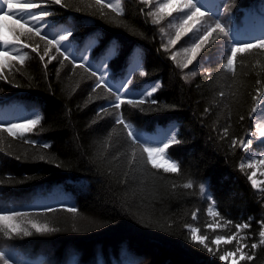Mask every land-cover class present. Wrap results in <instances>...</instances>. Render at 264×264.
I'll list each match as a JSON object with an SVG mask.
<instances>
[{
  "label": "trees",
  "instance_id": "trees-1",
  "mask_svg": "<svg viewBox=\"0 0 264 264\" xmlns=\"http://www.w3.org/2000/svg\"><path fill=\"white\" fill-rule=\"evenodd\" d=\"M103 2L119 4L123 14L102 8L95 0H65L68 8L51 6L55 14L48 20L49 35L71 29L75 54L94 58L93 67L107 61L109 83L114 86L136 68L125 99L139 97L158 82L160 87L151 99L159 104L146 103L142 108L124 104L114 112L109 107L114 98L103 89L93 93L94 78L83 69L54 60L45 70L31 48L23 49L28 53L24 64L13 61L4 70L11 82L0 80V122L22 123L38 112L39 131L26 136L50 147H33L6 132L0 134V208L28 212V219L57 231L31 229V236L12 239L0 233V250L9 252L17 264H45L48 257L37 248L54 240L73 246L75 255L63 264H80L77 256L87 264H231L219 260L227 245H220L213 255L192 241L186 225L206 235L216 252L210 238L231 234L236 223L251 217V228L244 230V235L252 234L249 250L251 243L259 241L256 221L264 219V195L252 187L248 170L239 168L243 150L229 146L232 138L255 131L251 110L256 89L264 91V50L238 54L235 74L222 67L229 52L187 82L163 48L145 4L140 0ZM225 4L230 11H224ZM212 13L226 14L224 23L237 41L255 42L264 36V0H220ZM0 25L9 37L11 29H19L13 18H4ZM217 43L202 52L211 54ZM52 54L57 55L54 50ZM140 67L146 76L139 75ZM258 79L261 85L256 84ZM101 108L108 112L98 116ZM121 113L150 146L159 145L166 133L176 130L181 142L167 154L180 164L179 174L152 169L139 149L136 163L129 164L131 142L122 126L115 124ZM229 125V137L222 140L223 128ZM253 147L264 151L259 141ZM189 179L192 189L180 187ZM200 184L221 216L233 221L231 228L214 232L206 227L213 220L207 214L211 201L200 194ZM69 207L77 211L69 212ZM193 211H197L195 220ZM24 247L33 249L32 253L19 249ZM239 264H264V245L258 246L253 261Z\"/></svg>",
  "mask_w": 264,
  "mask_h": 264
},
{
  "label": "snow or ice",
  "instance_id": "snow-or-ice-1",
  "mask_svg": "<svg viewBox=\"0 0 264 264\" xmlns=\"http://www.w3.org/2000/svg\"><path fill=\"white\" fill-rule=\"evenodd\" d=\"M141 3L148 5L152 3V0H141ZM96 5H101L102 8L111 9L117 15H122V9L119 4L107 3L103 0H95ZM58 5L60 8H68L69 4L65 3V0H41V2H35V0H0V21L4 18H13L14 22L19 25V29H11L12 36H6L0 30V80L5 83L11 82L10 73H6L4 70L13 66V61H18L21 65L24 64L28 58V53L23 52V49L31 48V52L35 53L39 60L44 63L45 70H47L48 64L54 60H58L61 65L68 62L75 70L77 68L83 69L89 74L90 78H94V86L92 92L95 93L98 89H103L108 93L109 97L114 98L109 107L114 111H119L122 105L127 104L134 108H142L146 103L158 105L159 102L155 99H151L160 87L158 82L154 83L150 89H145L139 97L127 98L128 93L131 90V86L134 81L131 75H134L136 68L132 69L129 77H126L123 82L117 85L109 83L108 68L110 65L105 61L103 65H97L93 67L92 59L87 55L77 56L73 51L70 43V38L74 37V33L71 29H67L62 33L50 36L48 29V20L54 16V10L51 6ZM155 10L149 11L148 16L153 17V24H160L161 21L166 18H171L169 28H175V38L169 40V45H176L178 41L184 36H190V39L194 40L190 48H184V52L190 53L186 63L181 65L182 68H188L194 61L200 56L202 49L211 47L215 43H219L224 52H230L227 55V62L222 65L223 69L228 70L235 74L236 65L238 61V54H247L255 50H264V36L255 38V42L237 41L234 39L231 29L221 19H212L211 14L202 10L203 5L200 0H163L155 4ZM224 11H230V6L225 4ZM81 9L77 7L75 11L79 12ZM143 11V10H141ZM175 14V15H174ZM100 15L103 16L104 12L101 11ZM178 21V24L175 22ZM207 21H211L208 23ZM2 28V25H0ZM160 31L163 33L164 29ZM202 33V34H201ZM25 37L28 41L25 42L21 39ZM38 38V41L35 40ZM43 42V54H41V44ZM53 50L57 55H53ZM166 50L167 46H166ZM45 57L47 62L45 63ZM63 57V59H60ZM176 58V53H173L172 59ZM59 73V69L57 70ZM207 71V70H206ZM193 72L191 75H195ZM139 75L144 77L147 75L146 71L140 67ZM187 80V76L184 77ZM257 85H261L262 81L257 80ZM14 87H20L19 84H13ZM257 95L253 96V100L256 101L257 107L252 108V112L256 113L258 110L264 111V91L258 87L256 89ZM91 95V94H90ZM224 95L223 92L220 93ZM207 112L208 109H205ZM107 108H101L97 115L100 113H107ZM244 119L243 116L240 117ZM42 123V117L38 112H33L30 118H25L22 123H14L10 121L0 122V134L8 133L9 136L14 139H22L25 144H30L33 147H41L48 149L50 145L46 142L41 143L38 140L29 139L26 134L35 133L39 131L38 126ZM116 125H121L126 132L127 140L131 142L132 156L129 160V164L136 163L137 150H141V156L146 154V163L151 166L152 169L157 171L162 170L164 173L179 174L181 167L178 162L172 159L167 154V150L174 144H178L181 141L178 139V133L173 128L169 133H166L164 140L160 141L157 146H150L149 143L141 139V134L134 130L133 125L124 117L121 113L115 119ZM229 127L223 128L221 139L224 140L229 137ZM259 141L264 145V125L258 124L255 131L246 133L244 137L232 138L230 148H237L243 150L244 157L239 165L241 171L247 169H256L258 165L264 166V158L255 159V153L252 149L254 144ZM0 142H2V136H0ZM0 151L3 148L0 147ZM20 157H17L19 159ZM40 159H45L44 156H40ZM244 161H247L245 163ZM60 165L58 164L57 167ZM264 174V173H262ZM256 171L253 170L248 175V180L251 182L254 189H258L264 192V181H258L254 177ZM176 185H173L175 188ZM180 187L184 189H192L194 187L193 181L189 179L184 182ZM200 194L211 201L210 206L207 209V214L212 217V222L208 223L206 227L212 229L214 232L216 229L231 228L233 221L224 219L221 214L216 210L215 201L208 193L204 184L199 186ZM53 209H48L52 211ZM69 212L75 213L77 210L74 207L67 209ZM28 212L9 210L0 208V233L7 239H12L15 236L28 237L33 233L31 229H34L36 233H47L57 231L55 228H50L47 225L37 223L34 220L28 219ZM192 218H197V211L192 212ZM219 218V219H217ZM253 218H249L247 222L236 223L234 225L235 231L231 234H217L214 239L211 240L212 244L217 245V251L214 252L206 242L209 238L206 235H199L200 231L196 227L186 225L190 229L191 239L193 242H198L203 245L213 255L218 254L221 242L223 244H232L235 242L236 247L234 251H225L222 255H219L221 261H231V264H239V261H253L255 258V252L258 246L264 245V219L256 221L260 224V230L258 232L259 241L253 242L250 245L247 243L252 238V234L248 233L243 235L244 230L251 228ZM27 225V226H23ZM251 253V254H250ZM237 254H239L237 256ZM0 264H17L13 260L11 254L4 250H0Z\"/></svg>",
  "mask_w": 264,
  "mask_h": 264
},
{
  "label": "rangeland",
  "instance_id": "rangeland-1",
  "mask_svg": "<svg viewBox=\"0 0 264 264\" xmlns=\"http://www.w3.org/2000/svg\"><path fill=\"white\" fill-rule=\"evenodd\" d=\"M159 2H163V0H152V3L145 5L146 8L148 9V12L154 11L155 10V7H154L155 4L159 3ZM216 2H217V0H200V3L203 5L202 10L208 11L211 14L213 20L216 18H219L224 22V18L226 15L225 13H223L220 16H217L215 13H212L213 10H216L218 7V4H216ZM151 19L153 20V17H151ZM6 20H8V19H6ZM170 22H172L171 18H166L165 20L161 21L160 24H154V25L156 27L158 34H159L161 44H162L163 48L165 49V51L167 52V54L172 58L173 53H176V58L172 59V60L176 64L177 69H178L179 73L183 76V78L185 76L188 77L187 80L184 78L187 82L192 80L194 78V76L197 75L198 73L207 72L209 70V65L211 62L216 61L219 58L226 56L229 53V52H227V53L224 52V50L220 47V44L217 43L216 49L214 50V52H212L211 54H206V53H203L201 51L200 56L197 58L196 61L193 62L192 65H189L188 68H182L181 65L183 63H186L187 58L190 55V53L184 52V48H190L191 44L194 42V40L190 39V36H184L181 38L180 41L177 42L176 45H174V46L169 45V40L172 38H175V33H176L175 28H169ZM175 22L178 24V21H175ZM207 22L210 23L211 21H207ZM161 28L164 29L163 33L160 31ZM166 46H167L168 50H166ZM193 72L196 73L194 76L191 75V73H193ZM254 107H257L256 103H255ZM252 114H253V120L255 123V130H256V127L258 124L264 125V111L258 110L256 113L252 112ZM252 151H253V153L256 154L254 157L255 159L258 160L260 158H264V151L259 150L256 147H253ZM244 162L247 163V161H244ZM247 170H248V174H251V172L253 170H255L256 176L254 178L257 179L258 181H264V174H262V173H264V166L258 165L256 169H247ZM262 187H264V185H262ZM256 190L258 193L264 195V192H261L258 189H256ZM1 204H2V198H0V205ZM23 226H27V225H23ZM191 227H193V226L191 225ZM188 230L190 232L189 228H188ZM242 234L244 235V232ZM190 235H191V232H190ZM214 237L215 236H213V238L211 237L210 239H214ZM221 245H227V248L224 250V252L225 251H234L235 247H236L235 242H233L232 244H223V242H221ZM72 248H73V246H71L70 244H67V243L61 244L60 242L58 243V241L52 240L51 243L45 244V247L43 246L42 249L37 248V252L43 253L45 256L48 257V260L46 261L47 263H45V264H62L65 257L68 258L72 254L75 255V253L73 252L74 249H72ZM19 249H21L23 252H28V253H32V250H33L31 248H29V250H28V248H25V247L19 248ZM37 252H35V253H37ZM82 254H84V252H82ZM238 255L239 254H237V256ZM77 261L80 264H87L81 260L80 256H77ZM94 261H95V259L93 260V262Z\"/></svg>",
  "mask_w": 264,
  "mask_h": 264
},
{
  "label": "bare ground",
  "instance_id": "bare-ground-1",
  "mask_svg": "<svg viewBox=\"0 0 264 264\" xmlns=\"http://www.w3.org/2000/svg\"><path fill=\"white\" fill-rule=\"evenodd\" d=\"M220 0H217L216 4L219 3ZM64 255V254H63ZM67 259V257L64 258V260ZM64 263V261L62 262V264Z\"/></svg>",
  "mask_w": 264,
  "mask_h": 264
}]
</instances>
